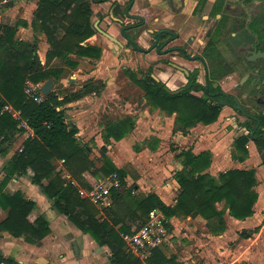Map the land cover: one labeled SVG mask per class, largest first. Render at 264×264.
Masks as SVG:
<instances>
[{
    "label": "crops",
    "instance_id": "1",
    "mask_svg": "<svg viewBox=\"0 0 264 264\" xmlns=\"http://www.w3.org/2000/svg\"><path fill=\"white\" fill-rule=\"evenodd\" d=\"M89 1L93 9L92 20L101 19V27L119 39L122 44L96 30L85 43L101 48L99 58L69 54L71 60L77 62L75 67L68 64L66 59L59 57L50 64L51 69H60L63 75L67 69L72 71L78 69L82 72L69 78V84L79 86L71 89L69 93L78 91L82 94L59 107L68 112L71 117L69 119L78 127V140L88 147L90 157L99 167L104 164L106 155L118 168L125 170V166L130 164L134 173L125 172L120 191L130 188L133 183L132 192L136 197L156 193L167 205H175L182 191L177 171L184 168V151L191 150L196 154L210 151L211 163L204 172L214 177L229 169H255L257 176L255 189L259 197L254 205L253 215L242 219L233 216L225 200L216 203L217 208L222 211L220 217L209 219L198 213L174 215L168 219L172 231L171 239L177 235L179 241L170 239L160 247L167 256L175 255L180 264H196L197 261L200 264L205 261L208 264H264V167L257 143L249 139L248 154L237 148L236 139L246 132L238 127L222 129L220 126L222 121L227 120L226 124H233L232 119L235 120L228 107L222 109L215 122L209 124L198 122L192 126L181 127L177 123V113L169 114L153 106L145 97V91L135 84L124 70L142 69L145 72L148 66L154 63L157 77L173 89L177 87L181 73L165 67L160 62L162 56L155 50L145 53L127 45V40L121 33L122 23L119 21L121 19L112 12L108 14L110 1L104 3ZM118 1L123 3L125 0ZM149 1L152 4L149 8L161 7V10L151 11L152 16H155V20H151L152 16L149 17L151 27L161 24L177 27L175 15L167 11L169 2ZM253 1L259 3L264 0ZM38 2L39 0H2L0 24L27 21L28 26L19 25L15 38L37 42L39 56L45 63L49 49L47 37L44 33H36L31 25ZM186 2L188 9L191 8L193 3L190 0ZM138 6L139 3L135 8ZM122 20L127 22L130 19L125 17ZM130 33L142 47L147 48L150 45V31L140 28L138 31L131 29ZM86 65L90 66L89 69H86ZM62 77L60 76L58 80L52 78L53 85H57V81ZM99 82L101 87L98 85ZM132 91L136 93H131ZM69 93L58 94L60 99H63ZM122 104L124 108H121ZM127 118L133 121V126L123 138L117 140L106 136L110 125ZM23 127L24 130L16 134L13 144L4 153L0 152V181L4 178L5 167L15 151L22 148L29 136L34 135L31 127L28 125ZM237 132L240 134L237 135ZM55 165L56 170L60 171L66 181L71 178L61 160L56 161ZM31 175L32 171L29 169L27 174L11 177L4 191L6 193L21 191L25 198L34 201L36 205L29 219L34 221L39 215H45L51 231L40 242H33L24 233L13 234L8 229H1L0 252L5 257L12 256L25 264H112L109 247L100 245L65 215L54 209L52 201L42 188L31 181ZM102 175L104 174L93 175L89 171L84 173L89 183ZM43 182L47 183L48 180L45 179ZM7 215L8 210L0 206V221Z\"/></svg>",
    "mask_w": 264,
    "mask_h": 264
},
{
    "label": "trees",
    "instance_id": "2",
    "mask_svg": "<svg viewBox=\"0 0 264 264\" xmlns=\"http://www.w3.org/2000/svg\"><path fill=\"white\" fill-rule=\"evenodd\" d=\"M92 13L88 0H39L31 25L36 33H44L47 37L49 49L45 63L39 56L37 42L15 38L19 25L28 26L27 21L0 24V152L4 153L13 144L16 134L24 130V124L34 131V135L24 141L22 148L15 151L0 181V206L8 210L7 217L0 221V230L24 233L33 242H40L51 231L45 215H39L34 221L29 219L36 205L34 201L25 198L21 191H4L11 177L27 174L29 169L32 171L31 181L42 188L54 209L100 245L109 247L112 264H143L127 249L122 234L132 235L140 230L154 209L167 219L193 213L213 219L222 215L216 203L225 200L233 216L242 219L253 215L259 197L255 189L256 170L235 168L214 177L204 172L211 163L210 151L198 154L191 150L184 151V168L177 171L182 191L175 205H167L156 193L136 197L132 187L125 191L113 189V203L105 207L104 214L100 215L96 205L81 195L79 187L90 188L84 176L86 171L93 175H107L116 171L123 184L125 170L118 168L108 155L99 167L90 157L88 147L78 140L76 124L67 117L65 109L59 108L78 98L81 92H71L60 99L54 90L44 95L42 101H37L26 92V86L27 80L39 82L50 77L57 79L63 71L50 68L56 57L66 59L68 64L75 67L77 62L72 61L69 54L91 58L101 56L100 47L85 43L96 32L91 20ZM124 71L145 91V97L153 106L169 114L177 113V123L181 127L198 122L209 124L219 118L220 105L208 101L206 97L192 94L186 89L171 90L150 73L139 76L131 68ZM132 126L131 119L118 120L108 127L106 136L119 140ZM249 139V135L243 134L235 141L244 154L249 153ZM58 160H63L64 169L75 183L66 181L56 170ZM45 179L47 183L43 182ZM2 263L25 264L0 252ZM146 264L180 263L175 255L167 256L161 247H156Z\"/></svg>",
    "mask_w": 264,
    "mask_h": 264
},
{
    "label": "flooded vegetation",
    "instance_id": "3",
    "mask_svg": "<svg viewBox=\"0 0 264 264\" xmlns=\"http://www.w3.org/2000/svg\"><path fill=\"white\" fill-rule=\"evenodd\" d=\"M93 1L111 2L108 14L112 12L121 19V33L126 38L127 45L145 53L155 50L162 56L160 62L165 67L181 73L174 89L157 77L154 63L145 72L135 70L138 75L150 73L171 90L186 89L192 94L206 97L208 101L219 104L221 111L228 107L231 114L237 115L234 116L235 120L240 116L238 128H243L245 135H249L251 139L254 131V141L264 167V1L190 0L193 5L188 9L186 0H163L169 2L167 11L175 15V22L179 25L177 27L162 24L151 27V11L161 10V7L149 8L152 5L149 0H125L123 3L118 0ZM137 3L140 6L135 8ZM100 13L99 11V15ZM125 17L130 20L124 22L122 18ZM151 20H155L154 15ZM92 22L96 30L99 31L97 24L109 33L101 27V19ZM140 28L150 31L151 43L147 48L142 47L130 33L131 29L138 31ZM227 32L234 38L230 44H234L240 52L237 55H226L221 49ZM117 40L119 42L113 41L122 44ZM228 59H239L238 63L248 68L241 78L239 90L226 88L222 84L223 77L237 71L227 66ZM236 99L239 100L241 108L237 107Z\"/></svg>",
    "mask_w": 264,
    "mask_h": 264
},
{
    "label": "built area",
    "instance_id": "4",
    "mask_svg": "<svg viewBox=\"0 0 264 264\" xmlns=\"http://www.w3.org/2000/svg\"><path fill=\"white\" fill-rule=\"evenodd\" d=\"M28 93L37 101H42L44 94L32 89ZM10 108V107H9ZM27 126V124H24ZM63 164V160H61ZM68 173V172H67ZM69 177L70 174H68ZM67 181L75 183L70 178ZM122 181L118 172H112L102 175L96 181L90 183V188L79 187L82 196L89 198L99 208L110 206L113 203V189H120ZM127 249L138 257L142 263H146L147 258L151 255L152 250L165 244L171 237L169 220L159 210L150 212L147 222L136 233L122 234Z\"/></svg>",
    "mask_w": 264,
    "mask_h": 264
},
{
    "label": "rangeland",
    "instance_id": "5",
    "mask_svg": "<svg viewBox=\"0 0 264 264\" xmlns=\"http://www.w3.org/2000/svg\"><path fill=\"white\" fill-rule=\"evenodd\" d=\"M233 37L229 35V32H227L226 36L224 37L223 39V44H222V50L224 52V54L226 55H237L239 54L240 52L237 50V48L234 46V44H230L232 41H233ZM226 45L228 47H226ZM238 60L239 59H228V64L227 66L228 67H231V68H235L237 71L236 73H231L230 75H228L227 77H223L222 79V84L223 86H225L226 88H231L233 90H239L240 86H239V83L241 81V78L243 76V74L246 72V70H248V68H244V66L240 65L238 63ZM85 67H87L86 69H89V65H86ZM85 69V70H86ZM142 69H138L139 72H141ZM75 71H78L75 70ZM75 71H72V70H69L67 69L65 74L63 75L62 74H59L56 78L58 80V77L60 76H63L62 79L60 81H57V85H53L52 87V91L55 90V92L59 93L60 95H64V93L71 91V89H75V88H78L79 86L75 85V84H69V78L70 76H75L77 75L76 73H82L81 71L79 72H75ZM50 78H53V77H50ZM46 80H41L39 82H35V81H31V80H27V86H26V92L28 93V89L31 91L32 89H35L38 93L41 91V86L43 85V83L45 82ZM204 81V80H203ZM202 81V82H203ZM30 83H33V84H30ZM204 83V82H203ZM99 87H101V84L100 82L98 83ZM67 86V87H66ZM131 93H136L135 91H132ZM196 94H201L200 92H196ZM122 101V98L121 100ZM121 108H124L123 104H122V107ZM67 113V117L68 118H71L69 117L68 115V112ZM236 114H232V117L235 116ZM237 116V115H236ZM240 116H238V120H234V118L232 119L234 121L233 124H226L225 122H227V120H224L221 122V127L222 129L225 130L226 129H229L228 127H238L239 125V119ZM198 133V132H197ZM237 135L240 134V132H237L236 133ZM125 172H128V173H134L133 171V168L130 166V164H127L125 166ZM132 188H134V185L132 183ZM98 209H99V214L100 215H103V212L105 210V207L103 208H99L98 206H96ZM170 228V227H169ZM171 231V229H170ZM171 235H172V231H171ZM171 239V237H170ZM169 239V240H170ZM172 241H179V238L177 235H174L171 239ZM143 264H146V263H143ZM196 264H200L199 261L196 262ZM202 264H208L206 261L205 263L203 262Z\"/></svg>",
    "mask_w": 264,
    "mask_h": 264
},
{
    "label": "water",
    "instance_id": "6",
    "mask_svg": "<svg viewBox=\"0 0 264 264\" xmlns=\"http://www.w3.org/2000/svg\"><path fill=\"white\" fill-rule=\"evenodd\" d=\"M97 29H99V31H101L102 33H104L105 35H107L108 37H110L111 39L119 42L115 37H113L111 34L107 33L106 31L102 30L101 28H99V26L96 24ZM124 32V30H123ZM131 40V39H130ZM54 81L52 78L47 79L43 85L41 86V91L44 95H47L48 93H50V91L52 90ZM236 103H237V107L241 108L239 100L236 99ZM229 104H232V101H229ZM254 135V131L251 133V139H255V137H253Z\"/></svg>",
    "mask_w": 264,
    "mask_h": 264
}]
</instances>
